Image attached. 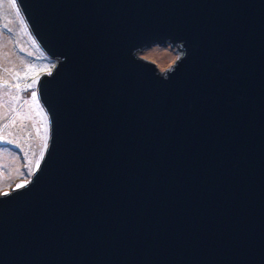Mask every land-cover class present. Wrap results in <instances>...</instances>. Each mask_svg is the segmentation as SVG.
Returning a JSON list of instances; mask_svg holds the SVG:
<instances>
[{
  "label": "water",
  "instance_id": "water-1",
  "mask_svg": "<svg viewBox=\"0 0 264 264\" xmlns=\"http://www.w3.org/2000/svg\"><path fill=\"white\" fill-rule=\"evenodd\" d=\"M11 3L39 75L0 264H264V0Z\"/></svg>",
  "mask_w": 264,
  "mask_h": 264
},
{
  "label": "rangeland",
  "instance_id": "rangeland-1",
  "mask_svg": "<svg viewBox=\"0 0 264 264\" xmlns=\"http://www.w3.org/2000/svg\"><path fill=\"white\" fill-rule=\"evenodd\" d=\"M4 1L0 0V192L28 179L32 173L22 101L32 91V87L25 86L39 75L26 63L21 44L8 30L2 10ZM139 54L163 71L176 60L180 51L176 46L152 44Z\"/></svg>",
  "mask_w": 264,
  "mask_h": 264
},
{
  "label": "snow or ice",
  "instance_id": "snow-or-ice-1",
  "mask_svg": "<svg viewBox=\"0 0 264 264\" xmlns=\"http://www.w3.org/2000/svg\"><path fill=\"white\" fill-rule=\"evenodd\" d=\"M11 6H12L13 8L16 7L15 0H12ZM33 83H35V81H33ZM32 86H33L32 84H28V85H26L25 87H26V88H31ZM19 87H20V86L17 85V88H19ZM35 96H36V93L33 92V93H32V97L35 98ZM23 186H24L23 183H21V184H17V188H20V187H23Z\"/></svg>",
  "mask_w": 264,
  "mask_h": 264
},
{
  "label": "bare ground",
  "instance_id": "bare-ground-1",
  "mask_svg": "<svg viewBox=\"0 0 264 264\" xmlns=\"http://www.w3.org/2000/svg\"><path fill=\"white\" fill-rule=\"evenodd\" d=\"M9 46H10V44H9ZM3 62H5V61H3ZM3 64H5V63H3ZM7 64V63H6ZM8 67V66H7ZM20 127V126H19ZM15 128H17V127H15ZM19 129V128H18ZM12 131V130H11ZM12 132H14V131H12ZM16 132H18V131H16ZM17 135V134H16Z\"/></svg>",
  "mask_w": 264,
  "mask_h": 264
}]
</instances>
